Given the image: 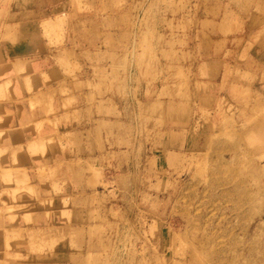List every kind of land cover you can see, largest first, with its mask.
I'll use <instances>...</instances> for the list:
<instances>
[{
	"label": "rangeland",
	"instance_id": "1",
	"mask_svg": "<svg viewBox=\"0 0 264 264\" xmlns=\"http://www.w3.org/2000/svg\"><path fill=\"white\" fill-rule=\"evenodd\" d=\"M52 2L0 9V41L57 49L87 126L48 144L85 158L40 170L50 199L15 181L38 207L0 209V264H264V0Z\"/></svg>",
	"mask_w": 264,
	"mask_h": 264
},
{
	"label": "crops",
	"instance_id": "2",
	"mask_svg": "<svg viewBox=\"0 0 264 264\" xmlns=\"http://www.w3.org/2000/svg\"><path fill=\"white\" fill-rule=\"evenodd\" d=\"M44 1L45 6L39 10L38 1L28 5L23 0H0V9L16 16L33 11L37 14L41 11H51L54 8L52 2L54 0ZM9 25L4 26L6 31L1 32V35L6 37V42L0 41L1 210L4 207L38 205L35 199L23 192L17 193L14 200L9 196L8 191L15 189L16 180L22 181L26 188H35L42 200L53 198L52 194L40 193L42 190L37 181L40 170L44 169L46 172L62 160L66 165L72 160L83 159L85 152L80 155L81 157L72 155L68 149L60 151L56 146H49L48 141L53 140L56 143L57 138L87 126L86 120H83L82 125L64 120L65 116L73 111L85 110L87 92L79 93L77 105L64 108L63 104L72 94L62 95L59 92L60 84L64 80L66 82V79L63 80L53 64L52 56L57 49L41 40L39 26H12L13 23ZM81 64L87 65L83 61ZM49 75L57 77L46 82L45 79ZM44 97L48 99L45 100ZM91 118L95 119L93 113ZM6 175L12 176L9 183ZM37 207L33 211L21 212L19 215L37 217L42 213ZM6 217L7 214L0 215V226ZM2 249L1 231L0 251Z\"/></svg>",
	"mask_w": 264,
	"mask_h": 264
}]
</instances>
